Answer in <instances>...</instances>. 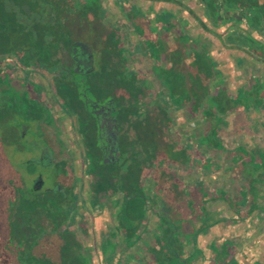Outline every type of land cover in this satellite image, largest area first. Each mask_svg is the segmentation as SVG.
<instances>
[{
	"label": "trees",
	"instance_id": "trees-1",
	"mask_svg": "<svg viewBox=\"0 0 264 264\" xmlns=\"http://www.w3.org/2000/svg\"><path fill=\"white\" fill-rule=\"evenodd\" d=\"M46 8L43 0H0V62L9 59L12 66L0 70V264H92L82 241L86 228L77 217V178L69 157L58 155L52 165L66 192L36 191L28 189L26 178L4 151L8 144L21 146L17 137L22 125L12 122L14 115L31 114L40 132H52L51 112L35 74L51 75V92L59 105L68 95L84 103L79 75L67 69L74 45L63 41L62 13L56 6ZM77 12L80 21L91 23L96 36V43L86 44L90 52H96L97 61L86 75V85L95 98L114 100L119 128V154L113 163L103 161L94 134L88 139L82 134L85 172L93 178L88 190L93 202L99 190L116 198L115 232L102 238L101 252L114 255L116 234L132 247L147 233L148 238L129 255L134 264H196L203 257L199 233L222 221L209 210L212 200L223 199L241 219L260 209L253 197L247 202L246 194L236 200L223 190L210 194L201 179L185 182L182 177L192 172L224 174L219 162L226 155V170L247 181L249 196L255 189L253 182L264 181V173L253 171L255 158L244 148H229L219 136V122L234 110L235 101L219 83V71L206 48L196 49L193 41L179 35L178 27L176 34L172 29L156 41L149 22L138 18L132 23L142 38L138 50L151 58L162 84L160 91L149 96L147 75L130 67L131 52L125 55L118 30L104 21L99 5ZM12 70H19L22 77L14 76ZM172 108L185 110L190 121L200 119L204 124L200 136L195 132L183 136L175 130ZM83 128L78 122V129L83 132ZM51 143L54 149L60 145L56 140ZM147 191L153 193L158 219L153 226L145 220L151 204ZM244 204L247 207L241 211ZM228 246L227 242L211 243L213 257L219 262L228 258Z\"/></svg>",
	"mask_w": 264,
	"mask_h": 264
},
{
	"label": "flooded vegetation",
	"instance_id": "flooded-vegetation-1",
	"mask_svg": "<svg viewBox=\"0 0 264 264\" xmlns=\"http://www.w3.org/2000/svg\"><path fill=\"white\" fill-rule=\"evenodd\" d=\"M44 3L47 6L46 10L56 6L58 11L62 13V27L65 33L63 41H70V44L73 45L87 44L90 46L96 43L95 31L91 27V23L80 21L77 11L86 9L88 5L95 8V4H98L100 10L104 13V21L118 30L123 43L126 41L125 38H129L128 30L135 31L132 25L134 20L142 18L146 19L155 30L156 41H160L165 35H170L172 29L176 34L178 27L181 37L186 36V38L193 41L196 49L204 47L209 53V49L204 45L206 39L204 34H208L209 29H213L215 32L216 30L225 32L228 43L222 45L223 48H234L249 60H253L255 55L264 58V0H46ZM69 10L72 12L68 13ZM119 12L122 14V19H126L124 22L120 20L117 23L116 14ZM141 28L145 29L144 26ZM193 28L196 30L192 31ZM135 33L137 34L136 31ZM139 38L142 41L140 35ZM74 55L78 59H75ZM87 55L88 53L84 52L81 47L72 49L70 53L72 63L69 64L67 69L75 72H78L81 67L89 69L90 67L87 64L83 66L79 60L81 57L88 58ZM9 61V59L2 60L0 67H4V65H1L2 62ZM91 71H86L82 76L86 79V75ZM76 91L78 97L77 85ZM87 91L94 99L100 102L104 101L95 98L93 92H91V86H87ZM49 92L55 102L53 106L47 100L48 92H44L43 87L40 86V95L45 99L51 112L49 122L52 132L48 135L40 132V128H38L37 135L40 137L41 143L38 144L35 139H32L35 152L24 161L27 164L26 183L27 186L29 185L28 182L31 183L28 189H31L34 182H36L38 189L33 190H51L52 192L65 193V186L61 184V180H58L59 175L53 170L55 166L52 168V165L58 155L69 157V145L64 143L65 136L70 135L66 121L69 120L74 124L76 135L82 142V134L86 139L91 138L93 134L94 138L97 137L96 119L91 114L90 109L86 108L79 99L75 100V97H72L73 95L71 97L68 95L64 105H59L53 98L51 89H49ZM21 116L32 120L31 114L21 113ZM78 122L82 123L83 132L78 129ZM20 124L22 126L19 127L17 137L19 140L26 137L30 131L29 125ZM52 140L59 142L58 150L52 147ZM14 145L17 146V143H14ZM70 147L73 149V145H70ZM20 148L24 149L25 146L21 145ZM207 149L209 148L207 147ZM56 150L60 153L58 154ZM98 150L103 155L102 150L100 148ZM50 167L52 168L51 171H49ZM71 168L73 170L72 164ZM253 171L264 173L259 169H253ZM28 179L29 181H27ZM244 180L241 182V188L243 189H239V191L241 196L246 194L243 196L248 198L247 189H244L247 181ZM221 190L224 191V189ZM239 260L240 257L236 255L235 264H240L241 261Z\"/></svg>",
	"mask_w": 264,
	"mask_h": 264
},
{
	"label": "rangeland",
	"instance_id": "rangeland-1",
	"mask_svg": "<svg viewBox=\"0 0 264 264\" xmlns=\"http://www.w3.org/2000/svg\"><path fill=\"white\" fill-rule=\"evenodd\" d=\"M45 1L46 0H43V3ZM116 15V17L118 18L117 23H119L122 19V14L119 12ZM128 31L129 33L132 32L130 30ZM132 36H134V34L131 33L129 35V38H125L126 41H124L123 43L125 55H127L128 51H130L134 46L133 43H131L132 40H135ZM95 53V51H91L92 66L94 67L97 66ZM147 63L148 61H143L133 56L130 60V67H134L138 70H141L147 75L148 94L149 96L153 97L158 91H160L162 84L161 81L156 77L155 72L152 68L153 62H149L151 63L149 66ZM1 65H4V67L1 66L0 70H11L12 68L10 61L5 63L2 62ZM11 73H13V75L16 77H22V73L19 70H12ZM34 77L36 80L39 81V83L43 87V91L48 92L47 100L49 101V104L53 106L55 102L52 99L51 94H49V89H51L50 83L52 80L51 75L47 72H40L38 74H35ZM171 117L175 123L174 129L183 134V136H185V134L189 135L191 132L199 134L201 129L204 127V124L198 118H195L191 121L188 120L186 118L185 110H175L174 108H172ZM16 121L30 126V131L28 135L26 137H22L18 141V144L24 145L25 148L20 149L14 144H8L5 146L4 151L11 165L26 178L27 164H25L24 161L27 157L34 154L35 152V146L32 145V139H35L38 144L41 143V139L37 135L39 132L37 125L34 124L32 120H28V118L23 117L21 115H14L12 122L14 123ZM66 126L68 131H70V135L65 136L64 143L69 145V159L73 167L74 175L77 178V217L79 216L83 220L84 226L86 228V237L82 238V241L90 253L92 264H134L133 258H130L129 255L133 254V252L138 249L143 239L148 238V234L142 233L141 238L132 247H127V245L119 241V238L116 234L113 238L114 240H117L118 244L115 248L114 255L109 256L106 254H102L100 248L102 238L108 233H112L114 231L113 223L116 218L115 213L117 210V205L114 203V201L116 198L113 195L110 196L109 194H105L104 192L99 190L96 193L95 202H93V198L90 196V193L88 191L91 188L90 186L93 185V178L90 175H87L85 172L88 168V165L85 159L83 158L82 142L76 135L74 124L67 120ZM229 136L230 135H228L227 137L229 139L226 141V143L229 148H233L235 142L232 141L231 137ZM70 145H73V149L70 147ZM208 151L213 155L215 154V152H211L210 149H208ZM227 161L228 160L226 155H223L219 162L221 163L224 174L204 175L202 173L192 172L186 173L182 177L185 178V182H187L190 178L201 179L203 181L205 190L208 191L210 194L216 195L218 191L224 189V191L232 199H239L241 198L239 189H243L241 188V182L244 179L239 177L237 173L229 174V172L226 170L228 165ZM51 170L52 168L50 167L49 171ZM177 174L179 173L177 172ZM27 181H29V179ZM28 184L30 185L31 183L28 182ZM245 188L246 187L244 185V189ZM146 195L150 198L151 204L149 205V208L145 214V220L147 221V224H149V226H153L158 222L157 216L154 211L155 204L152 201L153 193L151 191H147ZM247 196V202L250 201L253 197L252 199H255L254 201L257 204H261L264 206V189L260 187L255 188L253 190L252 195L249 196V194L247 193ZM259 196H263V198L260 199ZM208 207L210 211L214 212L215 217L218 218L229 219L231 216L235 215L223 199L212 200ZM246 207L247 204H244L239 209L242 211ZM256 213L260 215L256 217ZM249 215L251 220L247 218V220L244 219L242 221L230 224L216 223L213 226H210V228L207 229L206 232L199 233L198 244L204 251V255L206 256V258L208 257V251H210V244L214 242L216 244H220L222 240L225 239L227 240L228 245H232L235 250H246L251 248L253 250H251V255L253 256V258H261V260L264 261V231L260 232V229L264 228L262 227V224L264 223V211L254 210ZM255 222H259V226L255 225ZM191 248H193V245L189 243V250ZM258 250H260V254H257ZM236 255L240 257L241 262L243 263L244 261L242 258L244 257H241L238 252L236 253ZM210 262L211 259H208L207 261L201 260V262L198 263L210 264Z\"/></svg>",
	"mask_w": 264,
	"mask_h": 264
},
{
	"label": "crops",
	"instance_id": "crops-1",
	"mask_svg": "<svg viewBox=\"0 0 264 264\" xmlns=\"http://www.w3.org/2000/svg\"><path fill=\"white\" fill-rule=\"evenodd\" d=\"M125 20V18L121 19L122 22ZM193 30L196 29L193 28ZM213 31V29H209V33L204 34L206 35L204 45L209 49L216 68L219 69V83L226 88L228 93L230 92L235 101L234 110L229 111L224 119L219 122V136L227 141L229 139L227 137L230 135L231 140L235 142L234 148H244L255 158L256 165L252 168L264 171V58L255 55L253 60H249L234 48H223L222 45L228 43L225 32L216 30L213 33ZM131 33L134 34L132 37L135 40L131 42L134 46L130 50V54L137 59L148 61L149 66L151 64L149 62H152L151 58L146 53L138 50L142 45L139 35L135 31ZM131 33L128 31V35ZM198 135L200 136V133ZM253 187L264 189V181L255 180ZM262 198L263 196L260 197V199ZM258 205L261 209L256 211H264V206ZM259 215L258 213L255 214L256 217ZM247 218L251 220L250 215L244 217L245 220ZM244 219L234 215L229 219L221 218L222 221L219 223L230 224ZM255 223L259 226V222ZM262 227H264V223ZM260 230V232H263L264 228ZM222 242L226 243L227 240L224 239ZM199 248L201 249L200 246ZM228 248L229 257L221 262L213 257L210 247L207 258L201 249L203 257L196 264H199L198 262H201V260L207 261L208 259H211L210 264H234L233 261L236 259L237 252L241 257H244L242 258L244 262H240V264H264L261 258H253L251 248L235 250L232 245H229ZM260 253V250H258V254Z\"/></svg>",
	"mask_w": 264,
	"mask_h": 264
},
{
	"label": "water",
	"instance_id": "water-1",
	"mask_svg": "<svg viewBox=\"0 0 264 264\" xmlns=\"http://www.w3.org/2000/svg\"><path fill=\"white\" fill-rule=\"evenodd\" d=\"M81 47L84 52L88 53V58H80L81 64L88 65L90 68L86 69L81 67L78 69V83H79V93L80 97L84 101L86 107L90 108L91 113L95 116L97 121V141L98 146L103 152V161L113 163L118 159L119 154V144H118V132L119 128L116 121V105L112 98H107L103 102L98 101L91 97L90 93L87 91V85L83 74L92 70V56L91 52L86 44L76 45L74 44L73 49ZM75 59H78L74 55ZM82 76V77H81ZM31 189H38L36 182H34Z\"/></svg>",
	"mask_w": 264,
	"mask_h": 264
}]
</instances>
